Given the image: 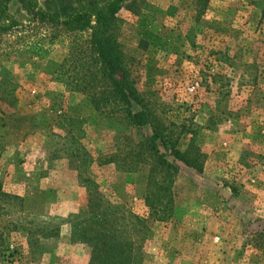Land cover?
<instances>
[{
    "label": "rangeland",
    "instance_id": "obj_1",
    "mask_svg": "<svg viewBox=\"0 0 264 264\" xmlns=\"http://www.w3.org/2000/svg\"><path fill=\"white\" fill-rule=\"evenodd\" d=\"M32 1L66 15V0ZM2 4L0 264H95L116 247L126 264H264V0L124 1L108 33L144 126L92 101L90 27Z\"/></svg>",
    "mask_w": 264,
    "mask_h": 264
},
{
    "label": "trees",
    "instance_id": "obj_2",
    "mask_svg": "<svg viewBox=\"0 0 264 264\" xmlns=\"http://www.w3.org/2000/svg\"><path fill=\"white\" fill-rule=\"evenodd\" d=\"M26 4V8L40 19L51 22L53 25L66 27L69 30H78L90 27L92 30L90 37V46L95 55V61L99 66V75L96 76L98 82H102V89L94 91L92 101L99 110L114 111L121 115L126 121L136 126H144L149 122V115L144 108L141 96L131 80L130 72L124 62V53L120 48L118 41L108 33V28L115 18L117 12L122 7L125 0H106L103 5H93L87 8H78L72 4L73 0H66L64 11L65 17H58L54 13L38 8L32 0H22ZM6 4V3H5ZM5 4L0 6V16L5 14ZM4 29H9L6 27ZM135 104L141 106L135 110ZM162 143L168 145V141L161 137ZM157 148V145H153ZM171 155L175 159L181 160L188 165L192 161L189 157L178 149L175 144L170 147ZM157 171L162 175L172 174V169L178 168L176 163L169 161L166 157H158L154 160ZM153 170V169H152ZM151 170V171H152ZM165 178V177H164ZM163 179L160 188L165 189ZM121 248V247H118ZM115 248V251H98L95 252V264H111L109 259H116L115 264H126L123 262L122 249Z\"/></svg>",
    "mask_w": 264,
    "mask_h": 264
}]
</instances>
